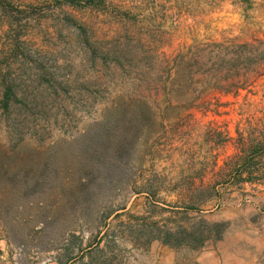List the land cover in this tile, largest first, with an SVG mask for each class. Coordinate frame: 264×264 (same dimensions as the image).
I'll return each mask as SVG.
<instances>
[{"label":"rangeland","instance_id":"1","mask_svg":"<svg viewBox=\"0 0 264 264\" xmlns=\"http://www.w3.org/2000/svg\"><path fill=\"white\" fill-rule=\"evenodd\" d=\"M241 44L264 0H0V264H264V76L193 74Z\"/></svg>","mask_w":264,"mask_h":264},{"label":"trees","instance_id":"2","mask_svg":"<svg viewBox=\"0 0 264 264\" xmlns=\"http://www.w3.org/2000/svg\"><path fill=\"white\" fill-rule=\"evenodd\" d=\"M242 1L248 2L249 0ZM258 48L249 44H241L236 51L231 53L219 50L214 60L210 59L206 63H197L193 74L202 76L206 80L222 75L221 80L226 83L221 89L227 94H237L240 90L250 88L258 78L264 76V55L258 52ZM253 143L254 148L259 151L256 156L253 153L245 154L244 147L246 144L241 143L243 156L237 157L235 164L245 169L246 176H239L238 179L245 183L264 185V132ZM256 157H258L257 162H255Z\"/></svg>","mask_w":264,"mask_h":264}]
</instances>
